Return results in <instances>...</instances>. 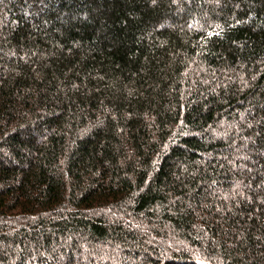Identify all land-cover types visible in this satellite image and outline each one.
<instances>
[{
  "label": "trees",
  "instance_id": "trees-1",
  "mask_svg": "<svg viewBox=\"0 0 264 264\" xmlns=\"http://www.w3.org/2000/svg\"><path fill=\"white\" fill-rule=\"evenodd\" d=\"M0 264H264V0H0Z\"/></svg>",
  "mask_w": 264,
  "mask_h": 264
}]
</instances>
